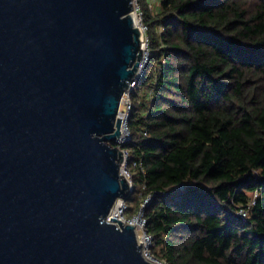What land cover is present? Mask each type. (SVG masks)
<instances>
[{"label": "water", "instance_id": "water-1", "mask_svg": "<svg viewBox=\"0 0 264 264\" xmlns=\"http://www.w3.org/2000/svg\"><path fill=\"white\" fill-rule=\"evenodd\" d=\"M135 2L0 0V264H156L111 216L133 192L117 139Z\"/></svg>", "mask_w": 264, "mask_h": 264}, {"label": "trees", "instance_id": "trees-1", "mask_svg": "<svg viewBox=\"0 0 264 264\" xmlns=\"http://www.w3.org/2000/svg\"><path fill=\"white\" fill-rule=\"evenodd\" d=\"M137 2L124 217L163 264H264V0Z\"/></svg>", "mask_w": 264, "mask_h": 264}, {"label": "rangeland", "instance_id": "rangeland-1", "mask_svg": "<svg viewBox=\"0 0 264 264\" xmlns=\"http://www.w3.org/2000/svg\"><path fill=\"white\" fill-rule=\"evenodd\" d=\"M137 1V0H136ZM154 4H157L158 3V0H154V2H153ZM154 6H156V5H154ZM135 10H136V13H137V18H138V23H139V26L141 27V28H143L145 25L143 24V18H142V13H141V11H140V9H139V6H138V3L137 2H135ZM145 33H146V28L143 30V35H144V38H145ZM145 48H146V53H145V59H144V63L142 64V68L140 69V78L143 76V73H144V69H145V67H146V64H147V62H148V56H149V54H148V50H147V45L145 46ZM125 108H126V106L125 105H122L121 104V108H120V115L121 116H124L125 115V119H126V124H128V117H129V112H128V110L126 109L125 110ZM126 128H127V132H126V134H125V139L123 140L124 142L123 143H126L129 139H130V137H129V131H128V127L126 126ZM122 148V147H121ZM126 161H125V165H124V169L127 171V168H128V156L126 155ZM128 179L131 181V176L129 175L128 176ZM148 202H149V200L147 201V204H148ZM123 208V207H122ZM139 215V214H138ZM137 215V216H138ZM136 216V217H137ZM135 217V218H136ZM122 219V218H121ZM132 219H134V218H132ZM131 219V220H132ZM142 220H143V223H142V227H141V232H142V236H144L146 239H147V241L144 243V244H142L143 245V249H144V252L146 253V255H147V257L148 258H155V257H153L150 253H149V250H150V247H151V245H152V240H151V237H149L148 235H147V233L145 232V221H144V219H143V217H142ZM130 220H127L126 219V222L128 223ZM141 232H139V233H141ZM155 261H157V260H155ZM159 262V261H158ZM159 263H161V262H159ZM161 264H163V263H161Z\"/></svg>", "mask_w": 264, "mask_h": 264}, {"label": "bare ground", "instance_id": "bare-ground-1", "mask_svg": "<svg viewBox=\"0 0 264 264\" xmlns=\"http://www.w3.org/2000/svg\"><path fill=\"white\" fill-rule=\"evenodd\" d=\"M134 14H135V16H136V19H137V23H138V18H137V13H136V10L134 11ZM138 25H139V23H138ZM141 28V27H140ZM142 29V28H141ZM142 32H143V30H142ZM143 49H144V56H143V60L140 62V65H139V72H140V69L142 68V64L144 63V59H145V51H146V48H145V46H143ZM138 72V75H140V73ZM123 99V98H122ZM121 103H122V101H121ZM120 117H121V119H122V124H121V127H120V130H121V134H120V137H118V139H117V141L118 142H124L123 140L125 139V134H126V132H127V128H126V126H127V124H126V119H125V115L124 116H121L120 115V111H119V114H118ZM124 165L125 164H122V170H124ZM124 176H125V174H123ZM123 199L122 198H119V200H117L116 202H115V204L117 205L116 206V211L113 213V214H111V216L112 217H114V218H116V219H121V220H123L124 221V219H123ZM124 223L125 224H127V222L126 221H124ZM128 223H130V224H135V225H137V227L139 228V229H141V227H142V223H143V221H142V216L141 215H139V216H137L136 218H134V219H132V220H130ZM147 241V239L143 236V242H141L140 243V245H142V244H144L145 242ZM143 246V245H142ZM144 250V249H143ZM145 253V252H144ZM149 259H151V260H153L156 264H161V263H159L158 261H155L153 258H149Z\"/></svg>", "mask_w": 264, "mask_h": 264}, {"label": "built area", "instance_id": "built-area-1", "mask_svg": "<svg viewBox=\"0 0 264 264\" xmlns=\"http://www.w3.org/2000/svg\"><path fill=\"white\" fill-rule=\"evenodd\" d=\"M138 1V0H137ZM136 1V2H137ZM138 3V2H137ZM146 27L144 26L143 28H142V30H144ZM143 45L144 46H148V38H147V36L145 35V38H144V35H143ZM134 87V86H133ZM132 87V88H133ZM122 105H125L126 106V108H125V110L127 109L128 110V112H129V115H130V112H131V106H132V103H131V98H130V90L124 95V97H123V99H122V103H121ZM126 155H127V152H126ZM123 173L125 174V177L128 179V176L130 175L129 174V172H128V170L126 171L125 169L123 170ZM125 209H126V205H125V203H123V219H124V221H126V218L124 217V211H125ZM241 216L243 217V218H246V216H247V211H245V210H243V211H241ZM135 218V217H134ZM131 220V219H130ZM146 254V253H145Z\"/></svg>", "mask_w": 264, "mask_h": 264}]
</instances>
